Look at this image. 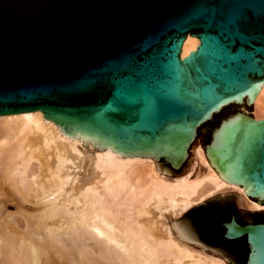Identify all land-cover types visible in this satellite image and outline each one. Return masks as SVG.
Here are the masks:
<instances>
[{
  "label": "water",
  "instance_id": "95a60500",
  "mask_svg": "<svg viewBox=\"0 0 264 264\" xmlns=\"http://www.w3.org/2000/svg\"><path fill=\"white\" fill-rule=\"evenodd\" d=\"M263 88L264 0H0V115L44 112L88 156L154 160L174 178L202 147L218 179L264 206ZM227 200L264 217L231 194L206 206ZM170 223L183 244L264 264V222L223 223L246 236L245 263L211 247L191 213Z\"/></svg>",
  "mask_w": 264,
  "mask_h": 264
},
{
  "label": "bare ground",
  "instance_id": "6f19581e",
  "mask_svg": "<svg viewBox=\"0 0 264 264\" xmlns=\"http://www.w3.org/2000/svg\"><path fill=\"white\" fill-rule=\"evenodd\" d=\"M255 107L254 118L262 119L264 88ZM195 154L197 172L193 166L189 174L167 178L154 160L114 157L111 150L88 156L82 142L44 121V112L0 115V192L40 203L32 227L44 235L26 239L11 225L0 237L1 261L69 264L65 242L45 236L74 232L83 240L73 250L79 264H228L179 242L170 221L228 190L238 191L249 208L264 206L249 200L245 188L218 179L202 147ZM90 239L98 252L84 243Z\"/></svg>",
  "mask_w": 264,
  "mask_h": 264
},
{
  "label": "rangeland",
  "instance_id": "374dc122",
  "mask_svg": "<svg viewBox=\"0 0 264 264\" xmlns=\"http://www.w3.org/2000/svg\"><path fill=\"white\" fill-rule=\"evenodd\" d=\"M256 111L257 109L256 107H254V110H253L254 117H257ZM196 149L197 147L192 148L191 169L193 166H195V169L192 172V174L197 172L200 168V165L196 162V154H195ZM33 162L35 163L36 161H33ZM229 194L237 197L243 203L242 196L238 191L228 190L225 192L214 194L215 196L213 195L210 196L211 198H208L204 202L198 205H195L194 207L205 206L210 200L216 199L224 195H229ZM18 199L19 198L11 192L10 193L8 191L0 192V237L2 233L4 234L8 232V230L10 229L9 227H12L11 225H13L15 226V228L17 227L20 234L23 235L24 238L26 237V239H30L29 234L34 235L35 238H43L44 236L43 233L41 232V233L35 234V230L32 227V221L34 220L35 216H38L41 214L39 211L42 212L40 203L36 202V204H34V202H31V203L23 202L20 199L19 200ZM247 209H248L249 215H253L257 213H264V209L263 210L252 209V208H249L248 206H247ZM187 215H188L187 212H185L183 215L175 217L174 219L177 220L178 222H182V220ZM46 237H48L49 239L57 238L65 242L64 249L68 253V263L69 264H79V261L77 260L78 257L74 251L76 248H78L77 245L83 242V240L78 238L76 233L72 232V233L63 234L61 236L60 235L59 236L47 235L45 236V238ZM84 243L88 244L87 247L89 248L90 251L98 252V244H94V240L90 239V240L85 241ZM1 259L2 258L0 256V264H4L3 260L1 261ZM226 262L229 264L228 260H226Z\"/></svg>",
  "mask_w": 264,
  "mask_h": 264
},
{
  "label": "trees",
  "instance_id": "16d2710c",
  "mask_svg": "<svg viewBox=\"0 0 264 264\" xmlns=\"http://www.w3.org/2000/svg\"><path fill=\"white\" fill-rule=\"evenodd\" d=\"M231 105V104H230ZM228 105V106H230ZM228 106H225L221 112L216 113L213 117V119L207 121L206 123L202 124L198 129V136H200V129L210 123L215 122V120L218 119V116L220 113H222ZM222 120V119H221ZM217 122V121H216ZM220 121H218L217 126L219 125ZM216 126V127H217ZM233 208L235 209V206L233 204H230L229 206H226L225 208H217V207H208V206H202V207H194L192 209H189L187 211V214L193 213L194 220L197 223V226L199 230H201V233L209 238L213 239H222L224 241H231L236 239H241L243 241L244 247L246 248L244 252V256L240 259L242 263H245L248 257L249 253V245L247 243L246 236H242L236 239H229L225 236L226 228L224 226V221L230 220V212L233 211ZM260 214V213H257ZM238 221V220H237ZM249 219L246 221H238L241 224L248 223ZM253 223H259L262 222L261 219H258V221L251 220Z\"/></svg>",
  "mask_w": 264,
  "mask_h": 264
},
{
  "label": "flooded vegetation",
  "instance_id": "af4514ba",
  "mask_svg": "<svg viewBox=\"0 0 264 264\" xmlns=\"http://www.w3.org/2000/svg\"><path fill=\"white\" fill-rule=\"evenodd\" d=\"M207 131L205 132H210L213 129V126L207 125ZM202 129H200V136H203L204 133H201ZM208 134V133H207ZM207 137V136H206ZM230 204H233L235 206V209L233 208V211L230 212V220L232 219V217H234L236 220L238 221H246L247 218L246 216H243V214L246 213H241V211H239L238 205L233 202L232 200H227L225 202L222 203V205L220 206V208H225L226 206H229ZM192 217L194 219L193 213ZM258 219H261L262 222H264V217L262 215H254L251 218H249L248 222H252L251 220L254 221H258ZM226 222V221H224ZM201 233V230H199ZM201 235H203L201 233ZM202 237H204V239L210 243L211 247L217 248V249H222V250H226L231 252V254L237 259V258H242L244 256V252L246 250V248L244 247L243 241L241 239H236V240H231V241H224L222 239H213V238H209L205 235H203Z\"/></svg>",
  "mask_w": 264,
  "mask_h": 264
}]
</instances>
